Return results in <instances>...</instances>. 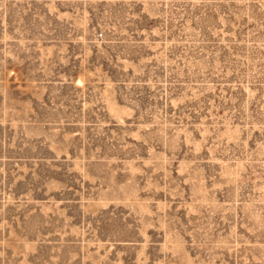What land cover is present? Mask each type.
<instances>
[{
	"label": "rangeland",
	"instance_id": "obj_1",
	"mask_svg": "<svg viewBox=\"0 0 264 264\" xmlns=\"http://www.w3.org/2000/svg\"><path fill=\"white\" fill-rule=\"evenodd\" d=\"M0 264H264V0H0Z\"/></svg>",
	"mask_w": 264,
	"mask_h": 264
}]
</instances>
